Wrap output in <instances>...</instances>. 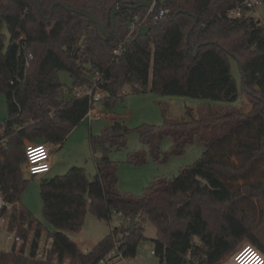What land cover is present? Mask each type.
I'll return each instance as SVG.
<instances>
[{
    "label": "trees",
    "instance_id": "1",
    "mask_svg": "<svg viewBox=\"0 0 264 264\" xmlns=\"http://www.w3.org/2000/svg\"><path fill=\"white\" fill-rule=\"evenodd\" d=\"M244 1L167 0V16L151 22L147 35H136L121 56L113 57L133 16L145 10L141 4L134 9L123 5L114 33L103 39L79 12L111 30V12L124 0H0V94L8 108V120L0 123V189L13 205L8 230L25 241L33 238L28 256L24 248L12 247L0 251V264H98L117 244L124 258L134 259L140 244L149 240L146 223L156 228L153 252L161 264H223L243 243L264 253V181L254 184L248 178L264 164V25L247 8L241 17H230ZM231 59L240 67L249 112L229 110L212 120L166 121L162 128L139 129L186 138L181 145L204 144L202 158L177 177L153 182L141 196L124 193L117 164L105 155L96 159L93 180L82 167L43 180V214L53 233L22 204L29 183L22 175L25 142L64 144L91 107L90 98L78 99L75 91L90 87L97 74L107 107L122 93L148 91L233 104L239 90ZM61 73L69 75L70 87ZM123 131L115 123L91 140L104 143ZM227 179L246 184L233 192ZM254 197L262 208L261 223L245 206ZM88 210L107 222L113 211L125 220L136 216L135 229L127 221L83 252L68 233L82 229ZM5 215L0 211V218ZM45 232L54 239L57 259L41 262L35 253Z\"/></svg>",
    "mask_w": 264,
    "mask_h": 264
},
{
    "label": "rangeland",
    "instance_id": "2",
    "mask_svg": "<svg viewBox=\"0 0 264 264\" xmlns=\"http://www.w3.org/2000/svg\"><path fill=\"white\" fill-rule=\"evenodd\" d=\"M249 15L260 20L264 25V3L251 10ZM231 66L239 90L238 100L235 103L224 104L180 96L170 97L151 91L145 94L122 93L112 107H107L106 101L102 100L97 105V109L104 114L102 119L91 123L83 121L76 128L79 131L71 139L68 136L63 149H55L56 159L60 160L61 155L64 154L69 165L68 171L73 167H82L88 177L93 180L97 174L96 159L106 155L117 164L119 189L124 193L137 196H141L145 189L157 180H171L177 177L181 170L194 165L202 158L205 152L204 144L194 140L190 144L181 145L186 138L178 140V137L171 138L168 134L162 137L159 132L142 134L139 129L143 126L162 128L166 125V121L183 123L191 121L192 118L212 120L226 114L229 110L249 112L252 106L242 92L240 67L234 59H231ZM60 79L67 87L71 86L68 74L61 73ZM7 120L6 97L0 94V123H5ZM115 123L121 124L126 131L121 132L114 140L104 143L92 142L91 136L97 139L105 129ZM29 143L32 142H25V144ZM234 163L240 164L239 160ZM54 177L53 173H48L30 179L21 200L33 217L46 225L50 233H53L54 229L43 214L41 184L43 180ZM248 178L250 183L263 182L264 164L258 166ZM226 182L232 187L233 192H237L246 184L243 180L236 182L227 179ZM245 206L254 218H260L258 222L261 223L263 212L259 199L257 197L248 199L245 201ZM120 222L121 218L118 215H114L109 222L98 220L88 210L82 229L79 232H69L68 236L84 252L104 239L111 232V228L118 227ZM145 229L149 240L140 244L137 257L121 259L115 264H161L159 258L152 254L154 250L152 239L156 238V228L146 223ZM5 230L4 228L0 232V251H10L13 247L6 241ZM48 232L42 235L43 241L49 237ZM248 246H250L248 243H243L241 249ZM237 252L230 255L223 264H235L234 257Z\"/></svg>",
    "mask_w": 264,
    "mask_h": 264
},
{
    "label": "built area",
    "instance_id": "3",
    "mask_svg": "<svg viewBox=\"0 0 264 264\" xmlns=\"http://www.w3.org/2000/svg\"><path fill=\"white\" fill-rule=\"evenodd\" d=\"M146 1L151 3L150 8L142 5V3ZM166 2L167 0H124V4H121L122 6L126 5V7H132L131 9H134L141 4L145 8V10L133 16V19L129 24V32L126 38L121 41L119 45L112 51L113 57H119L122 55V53L125 51L127 43L135 38L142 27H149V24L151 22H156L161 19L164 14H168V11L164 8ZM262 4L263 0H245L242 6L230 12V17H241L244 8L253 10ZM28 59H33V56L29 55ZM100 81L101 77L97 74L96 79L93 81V84L90 87H81L75 91L76 98L82 99L84 97H89L91 100L90 110L85 117V121H88L89 123H91L92 121L101 120L104 115L97 109V105L104 98V94L99 88ZM37 153H42V155H35ZM25 155L26 161L24 168L30 177L34 178L50 173L52 169V155L49 145L37 143L26 144ZM12 210L13 205L6 201L0 189V211L6 212V215L0 218V232L5 228L6 241L13 247H17V249L24 248L25 256H28L32 249L33 238L30 237L28 241H25L20 235H18L16 230H8V214ZM114 215H118L121 218V222L117 228H121L122 226H124L127 221L130 222V219L125 220L122 213L120 212L113 211V216ZM115 228L116 227H112L111 231H114ZM42 237L39 240V245L35 253V259L41 262H47L50 259L56 260L57 256L52 254L54 239L52 237H47L46 241H43ZM249 247L250 246L245 247L235 254V262L236 258ZM251 247L253 249H256L253 246ZM152 254H154V252H152ZM121 259L126 258H124L122 253L119 251L117 244L116 248L113 251L109 252L105 257L100 259L98 264H115L116 261H119Z\"/></svg>",
    "mask_w": 264,
    "mask_h": 264
},
{
    "label": "water",
    "instance_id": "4",
    "mask_svg": "<svg viewBox=\"0 0 264 264\" xmlns=\"http://www.w3.org/2000/svg\"><path fill=\"white\" fill-rule=\"evenodd\" d=\"M142 5H144L145 7L147 8H150L151 7V3L150 2H143ZM122 8V5L121 4H117L112 12H111V17H110V20H111V23H112V29L111 30H108L106 29L95 17L91 16V15H88L87 13H83V12H79L80 15H83L85 17H87L89 20H91L96 28H97V32L98 34L100 35L101 38L103 39H106L108 35H111L114 33V29H115V25H116V14L117 12ZM128 9H131L132 7H127ZM53 9L54 7L52 8L51 12H53ZM164 16H167V14H164ZM149 27L148 26H145V27H142L137 36L138 37H142V36H145L149 33ZM66 50V48H65ZM87 199H89V196H86ZM136 220H137V217L136 216H132L131 219H130V222H129V228L131 231H133L135 229V225H136Z\"/></svg>",
    "mask_w": 264,
    "mask_h": 264
},
{
    "label": "crops",
    "instance_id": "5",
    "mask_svg": "<svg viewBox=\"0 0 264 264\" xmlns=\"http://www.w3.org/2000/svg\"><path fill=\"white\" fill-rule=\"evenodd\" d=\"M78 131H79V129H75L70 134L69 139H71V137H73ZM49 147L51 149V155H52V169H51L50 173H53V175L55 177L57 175H62L64 173H66L68 171L67 169L69 168V165H67L68 162L65 160V155L62 154L61 157H60V160L59 159H56V155H55V149L62 150L63 147H64V144H62V145L60 144V145H57V146H51V145H49ZM23 173H24V175H23ZM22 175H23V178L25 180H27V181H30V179L37 178V177H34V178L30 177L29 174L27 173V171L25 170V168H23ZM91 249L86 250L84 252H89ZM5 252H9V251H5Z\"/></svg>",
    "mask_w": 264,
    "mask_h": 264
},
{
    "label": "clouds",
    "instance_id": "6",
    "mask_svg": "<svg viewBox=\"0 0 264 264\" xmlns=\"http://www.w3.org/2000/svg\"><path fill=\"white\" fill-rule=\"evenodd\" d=\"M35 155H42L37 153ZM236 264H264V253L251 246L236 258Z\"/></svg>",
    "mask_w": 264,
    "mask_h": 264
},
{
    "label": "snow or ice",
    "instance_id": "7",
    "mask_svg": "<svg viewBox=\"0 0 264 264\" xmlns=\"http://www.w3.org/2000/svg\"><path fill=\"white\" fill-rule=\"evenodd\" d=\"M245 251H247V249Z\"/></svg>",
    "mask_w": 264,
    "mask_h": 264
},
{
    "label": "bare ground",
    "instance_id": "8",
    "mask_svg": "<svg viewBox=\"0 0 264 264\" xmlns=\"http://www.w3.org/2000/svg\"><path fill=\"white\" fill-rule=\"evenodd\" d=\"M235 264H236V262H235Z\"/></svg>",
    "mask_w": 264,
    "mask_h": 264
}]
</instances>
